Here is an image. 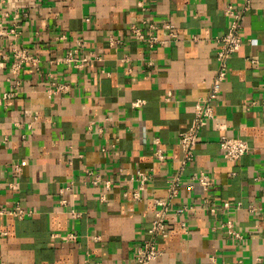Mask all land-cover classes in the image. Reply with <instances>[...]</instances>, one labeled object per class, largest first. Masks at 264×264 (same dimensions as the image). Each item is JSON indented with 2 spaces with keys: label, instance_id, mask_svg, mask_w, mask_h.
<instances>
[{
  "label": "crops",
  "instance_id": "0c3cea01",
  "mask_svg": "<svg viewBox=\"0 0 264 264\" xmlns=\"http://www.w3.org/2000/svg\"><path fill=\"white\" fill-rule=\"evenodd\" d=\"M241 2L0 0V98L10 95L0 102V263L135 264L154 202L179 168V134L215 77L216 39L228 24L223 9L239 10ZM132 26H153L163 43L148 48L131 36ZM241 30L242 45L211 102L214 117L183 172L212 179L204 197L215 211L203 206L201 187L183 184L166 216L167 236L157 240L162 256L150 264H264V0H251ZM76 40L84 55L91 52L90 64L55 63ZM14 52L36 58V66L8 74ZM221 135L245 139L249 152L228 163ZM137 171L150 179L134 200ZM16 205L32 216H11ZM183 205L193 208L175 214ZM71 209L81 216L70 217ZM227 221L238 240L220 227ZM71 232L74 241L65 239Z\"/></svg>",
  "mask_w": 264,
  "mask_h": 264
},
{
  "label": "built area",
  "instance_id": "2783aa9c",
  "mask_svg": "<svg viewBox=\"0 0 264 264\" xmlns=\"http://www.w3.org/2000/svg\"><path fill=\"white\" fill-rule=\"evenodd\" d=\"M251 0H242L241 7L239 10L235 9L231 5H227L224 9V15L228 20V24L225 29V33L219 36L216 41L218 44L216 51V62L217 69L215 73V77L210 83V88L205 99L201 101H197L193 104V117L190 123V126L181 131L178 137L179 147L181 148V158L180 165L177 172L168 180L166 184V196L163 200H155L154 206L156 209L154 213V220L151 223L150 228L147 230L148 238L145 242L138 246L135 250V264H150L151 262L157 260L161 257V251L158 246V239L164 240L167 236L168 232V224H167V214L170 212V206L174 198L177 197L180 187L185 184L189 189H193L195 186H199L202 188L204 193L203 195V206H205L210 212H214L215 209L212 206H209L208 199L206 196V192L209 187L213 184L212 179L204 173L200 172L199 174H190L187 177H184L183 172L185 168L191 166L194 163V149L197 145V140L199 137V132L201 128L205 125L208 120L213 119V105H211L212 101H215L222 90L221 84L226 80L228 68L227 62L234 56V54L239 51L240 46L242 45V30L241 23L243 17L248 11L250 7ZM167 30L169 31L170 40L173 42L177 41V35L171 31L170 25H165ZM155 28L153 26H149L146 32H143L142 29H138L136 27H130L129 33L131 36L137 41H144L148 48H152L156 44H162L163 41L158 40L153 33ZM14 28L10 29L9 33L14 35ZM65 37H60L63 40ZM110 43H118L113 38L110 39ZM84 43L80 40L75 41V46L68 49L66 53L60 58H58L55 63L70 66L76 70H81L90 64L92 61L91 52H88V55H84L81 50L84 48ZM15 58L13 63L10 66L8 74L18 75V72L25 64H32V66H36L37 60L36 58H26L24 56L17 55L14 52ZM248 62L252 63L254 60L247 59ZM51 86L55 85L56 91H62L64 88L56 83H50ZM52 88V87H51ZM53 90L52 93H57ZM9 94H4L0 98V102L3 99L9 98ZM250 104L258 105L257 100H253ZM142 105L141 101H135L132 106L139 107ZM262 115L264 116V103L261 105ZM219 147L222 153V156L228 163H236L243 155L249 152V144L248 141L242 139L240 137H230L227 135H221L218 138ZM157 161L162 160V153L160 150H157L156 153ZM15 169H18V166L15 164ZM86 174H92L90 170L86 172ZM135 180L138 182L137 190L131 193V198L134 200L139 199L140 192L144 190L150 176L146 173H142L140 171L136 172ZM182 179L185 181L183 182ZM110 190V182L107 181L105 184V191ZM127 193L124 194L126 196ZM104 199L103 196L100 197ZM241 206L240 203L237 204L236 209ZM223 209L228 210L229 205L227 203L223 204ZM193 207L183 205L181 208L176 209L175 214H182V212H186ZM248 210L253 214L257 215L259 210L254 206L250 205L247 207ZM10 215L14 218H25L32 216L31 211L23 210L19 205H16L13 210H11ZM70 217L78 218L81 216V212L71 209L69 212ZM264 214V212H262ZM220 227L223 228L226 235H228L233 240H238L241 235L235 231L234 226L231 221L222 222ZM0 235H4V232L0 230ZM76 236L73 232L65 235V239L69 241H74ZM97 238V237H96ZM3 264V263H0ZM86 264H90L89 262ZM98 264V263H91Z\"/></svg>",
  "mask_w": 264,
  "mask_h": 264
}]
</instances>
